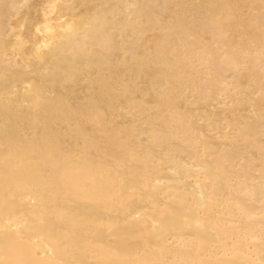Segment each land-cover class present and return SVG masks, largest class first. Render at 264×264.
I'll use <instances>...</instances> for the list:
<instances>
[{
  "label": "bare ground",
  "instance_id": "1",
  "mask_svg": "<svg viewBox=\"0 0 264 264\" xmlns=\"http://www.w3.org/2000/svg\"><path fill=\"white\" fill-rule=\"evenodd\" d=\"M0 262L264 264V0H0Z\"/></svg>",
  "mask_w": 264,
  "mask_h": 264
},
{
  "label": "snow or ice",
  "instance_id": "2",
  "mask_svg": "<svg viewBox=\"0 0 264 264\" xmlns=\"http://www.w3.org/2000/svg\"><path fill=\"white\" fill-rule=\"evenodd\" d=\"M20 7H23V5H20ZM179 7V6H178ZM111 40L107 41L104 45L105 48H107L108 50H111ZM129 53L127 52V50H125L124 55L127 56ZM175 54V53H173ZM133 62H132V71L135 74L136 72H138L140 75H144V73L146 71H152L153 67L159 69L161 67H164L166 65V61H162L159 59L154 60L153 58L149 57V56H145V57H137L133 54ZM210 62V58H208L207 60H205L204 58L201 59V66L203 67L205 64ZM118 64H123L125 68H128V62L127 61H117ZM169 67H171L170 65H168ZM165 78H173L169 73H156V79H159L161 81H163ZM176 79H179V77H175ZM211 79V76L209 75V80ZM172 87L171 84H165L164 87L161 89V93H163L167 88ZM125 95L127 93H124ZM162 98V97H161ZM99 150V149H98ZM106 150V149H105ZM126 151V149H123ZM131 158L133 160L138 159V157L136 156L135 153H132ZM0 264H2V262H0Z\"/></svg>",
  "mask_w": 264,
  "mask_h": 264
}]
</instances>
